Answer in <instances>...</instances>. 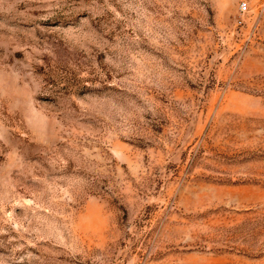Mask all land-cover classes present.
<instances>
[{
    "label": "rangeland",
    "instance_id": "1",
    "mask_svg": "<svg viewBox=\"0 0 264 264\" xmlns=\"http://www.w3.org/2000/svg\"><path fill=\"white\" fill-rule=\"evenodd\" d=\"M0 264H264V0H0Z\"/></svg>",
    "mask_w": 264,
    "mask_h": 264
},
{
    "label": "built area",
    "instance_id": "2",
    "mask_svg": "<svg viewBox=\"0 0 264 264\" xmlns=\"http://www.w3.org/2000/svg\"><path fill=\"white\" fill-rule=\"evenodd\" d=\"M240 7H241V9H242V10H244V9L246 8V5H245V3H244V2H243V3H241V4H240Z\"/></svg>",
    "mask_w": 264,
    "mask_h": 264
}]
</instances>
